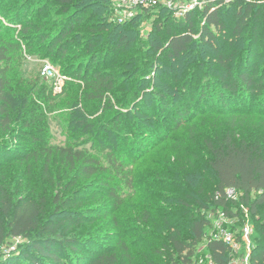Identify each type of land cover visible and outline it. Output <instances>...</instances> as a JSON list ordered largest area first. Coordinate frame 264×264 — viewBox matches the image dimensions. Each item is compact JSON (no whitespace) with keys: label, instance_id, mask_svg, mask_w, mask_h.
<instances>
[{"label":"trees","instance_id":"1","mask_svg":"<svg viewBox=\"0 0 264 264\" xmlns=\"http://www.w3.org/2000/svg\"><path fill=\"white\" fill-rule=\"evenodd\" d=\"M105 1L55 0L51 2V5H57L52 8L54 16H46L36 23L26 21L22 29L25 34L30 29L35 30L40 42L48 41L49 50L56 47L55 55L63 65H54L69 78L59 94H54L51 83L41 78L50 87L43 84L38 93L39 96L46 94V99H55L61 94L66 98L64 106L67 113L63 114L61 123L69 139L63 146L49 148L47 154L51 155V150H54V155L57 154L77 174L74 180L68 181V185L60 187L50 205L43 198L26 195L17 197L15 192L0 189V246L8 238L25 237L38 230L43 233L34 244V252L41 260L27 251L22 254V259L29 264H69L71 260L68 261L54 247L60 240L58 230L63 225L71 227L85 219L82 216L60 218L70 207L73 213V206L80 203L69 202L71 193L76 189L70 193L68 190L79 178H91L108 171L111 178L108 182L104 181L103 186L116 200L115 204L119 203L125 195L124 189L133 188L130 170H125L130 166V158L125 151L112 147L120 143L125 145L132 131L139 128L148 129L149 126L160 131L171 130L167 124L169 120L174 128L183 124L190 125L191 129L197 131L195 135L200 133L202 136L204 152L209 155L207 165L216 178L213 196L216 207L227 211L229 203H236L228 195V190L241 193L239 204L247 206L252 214L257 212L258 207L264 206V64L260 71L252 67L251 49L256 40L255 29L241 36L251 11L250 3L246 0H233L239 2L238 11L233 17L230 32L224 37L226 24L209 2H205L200 9L193 8L182 14L177 24L184 29L176 33L170 29L171 26H166L168 19H173L174 10L160 5L141 8L144 15L137 14L124 23H117L111 18L113 23L106 21L108 19L103 16L107 9L113 11V6ZM152 9L166 13V16L163 18V26L159 28V24H155V30L144 40L139 37L138 28L143 17L148 18ZM198 10L203 23L195 35L192 15ZM81 29L83 32L80 33ZM169 29L170 34L161 43V31ZM212 29L219 31L231 47L234 43L229 51L223 52L214 44L217 37ZM72 44L76 47V57L84 56L70 65L67 63L77 59L75 56H66ZM211 51L215 53L212 58L214 66H211ZM2 60L7 64L0 66V131L23 128L21 134L33 135L35 131L31 126H40L36 123L38 114L35 104L29 105V99L20 97L17 90L12 88L7 51L0 46ZM70 68H73V72L69 74ZM211 69H214L213 75L220 87L212 101L211 95L203 91V88L211 85ZM153 72L154 75L150 76ZM70 81L73 83L67 86ZM201 82L204 85L200 86ZM242 93L254 96L255 99L261 96L257 106L250 109L229 108L230 104L236 102L234 97ZM208 103L213 104V107H209ZM220 108L222 112L217 111ZM11 111L16 112L15 120L19 119L18 128L15 129L11 128ZM214 113L216 117H231V125L220 135L211 133V125L216 120L211 118ZM250 115L259 117V120H254L258 125L253 126L256 128L254 131L242 134L236 127L249 121ZM196 117H199L197 121ZM202 126H208L209 130L198 131ZM37 134L31 138L35 142L43 136L42 130ZM84 136H87L86 140L75 144V140ZM18 137L14 136L13 140ZM141 140V137H135L131 142L136 144ZM85 141L97 145L107 166H103L99 157L82 147ZM0 145L5 146L3 143ZM60 176L64 177L62 174ZM115 178L119 180L118 186L109 187L110 181ZM51 208L53 211L49 213ZM48 217L52 220L41 226L43 219ZM182 223L190 232L188 239L182 237ZM207 225L208 220L201 216L176 224V227L165 223L168 245L179 258L180 264H190L197 255L204 254H208L215 264H230L232 249L222 239L209 238L205 243L202 242ZM260 226L258 236L255 237L259 243L251 250L249 264H264V222ZM69 242L73 243V240ZM66 245L59 244L58 248H67ZM69 249L73 250L70 246ZM116 260L115 255L110 254L98 257L93 264H115ZM0 264L7 263L0 261Z\"/></svg>","mask_w":264,"mask_h":264},{"label":"rangeland","instance_id":"2","mask_svg":"<svg viewBox=\"0 0 264 264\" xmlns=\"http://www.w3.org/2000/svg\"><path fill=\"white\" fill-rule=\"evenodd\" d=\"M54 1L0 0V46L7 51L12 88L17 90L20 97L28 98L29 105L35 104L38 114L36 123L40 124L38 128L35 124L31 126L35 134H21L23 128L15 129L18 128L19 119L15 120L16 112L11 111V119H13L11 128L15 130L0 131V144H5L3 147L0 145L2 148L0 151V189L6 188L10 192H15L14 195L17 197L26 195L32 198H43L47 205H50L55 193L61 189L60 187L68 185V181L74 180L77 176L74 170L65 165L57 154L54 155V150H51V155L47 154L49 148L63 146L69 139L61 123L63 114L67 113L66 106H64L66 98L61 94L55 99H46V94L39 96L38 93L43 84L47 88L50 87V84L45 83L40 77L42 63L47 60L60 67L62 62L55 55L56 47L49 50L48 41L40 42L35 30L30 29L28 34H25L22 29L26 21L36 23L46 16H54L52 8L57 6L56 4L51 5ZM173 1L179 5H189L192 1L196 4L193 8L197 9L202 8L205 2L211 3V7L218 10L222 21L226 24L224 37L227 36V32H230L239 3L233 0ZM246 1L250 3L251 11L247 16L241 36L244 37L252 32V28L255 29L256 40L251 49L252 67L260 71L264 64V0ZM105 2L113 6V11L107 9L103 13V16L108 19L106 21L115 20L117 23H124L137 14H145L141 13V8L138 7L118 6L110 0ZM22 10L24 13L21 14ZM157 11L152 9L148 18L143 17L138 28L139 37L144 40H147V35L155 30V24H159V28L163 26L166 13ZM174 12L173 19L170 17L166 26H171L170 29L177 33L184 28L178 26L179 17ZM192 18L196 35L203 23L199 10L194 12ZM170 29L165 32L161 31V43L170 34ZM212 30L217 37L214 44L218 45L223 52L229 51L234 43L231 47L225 38L220 36L219 31ZM81 32L83 29L80 30ZM75 51L76 47L72 44L66 56L76 57ZM214 54V52L211 53V66H214L212 63ZM82 56L77 55L73 63L67 64H75ZM5 63V60L0 61V66H4ZM61 69L63 70V67ZM213 70L211 69L209 76L211 78L210 87L203 88L204 92L211 95V101L215 99L217 91L220 90ZM68 71L69 74L72 73L73 68ZM153 75L154 72L150 74V76ZM72 83L73 81H70L67 86ZM202 85H204L203 82L200 86ZM262 93L264 96V91ZM242 94L234 97L233 100L236 102L230 104L229 108H255L261 98L259 96L255 99L249 94ZM147 104H149V99H147ZM208 104H210L209 107H213V104ZM217 111L222 112V108ZM216 116L215 113L211 115V118H216L211 125V133L220 135L227 126L231 125L232 121L228 115ZM198 119L199 117H196L195 120ZM254 120H259V117L250 115L249 121H244L236 127V130L242 134L254 131L256 128L253 126L258 125V122ZM170 122L171 120L167 124L171 126L168 127L171 130L160 131L149 126L148 129L139 128L132 131L125 145L120 143L112 147L115 150L125 151L126 156L130 158V166L125 170H130L133 188L124 189L125 195L121 197L119 203L115 204L116 200L103 186L104 181L108 182L111 178L108 171L91 178H79L68 190L70 193L74 188L76 189L71 193L69 202L80 203L73 206V213L70 207V210H66L60 218L82 216L85 219L84 222L71 227L63 225L58 230L60 240L54 247L68 261L71 260L69 264H93L98 257L110 254L115 255L117 259L115 264H180L179 258L172 253L168 245V231L167 228L165 229V223L176 227V224L189 222L192 217L197 216L208 220V225L204 228L203 243L209 238L220 239L226 233H231L237 239L236 250L229 255L230 262L244 261L249 257L252 248L259 243L255 237L258 236L260 224L264 222V206L258 207L257 212L252 214L247 206L239 204L242 194L235 192L230 194V198L236 203H229L227 211L216 207L213 200L216 178L207 165L209 155L204 152L202 136L200 133L195 135L197 131L191 129L190 125L183 124L174 128V124ZM224 123L227 124L224 125ZM214 124H216L215 127H213ZM204 129L209 130V127L202 126L197 130L202 132ZM39 130H42L43 136L40 137V141L35 142L31 138L38 136ZM14 136L19 137L14 141ZM135 137L138 139L141 137L142 140L134 144L131 140ZM86 138L87 136L80 137L74 142L76 144ZM96 146L85 141L82 147L99 157L103 166H107L102 152ZM47 174H50V177H47ZM60 174L64 177L62 178ZM62 181H64L63 184ZM118 184L119 180L115 178L110 181L109 187L118 186ZM52 211L53 208L48 212ZM49 218L43 219L41 226L52 220ZM245 225L250 228V235L247 241H242L240 240L241 232ZM180 231L182 237L188 239L190 232L184 223ZM42 234V231L38 230L25 237L8 238L0 246V261L7 264H29L28 261L22 259L25 251L41 260L34 252V244L42 237ZM70 239L73 243L69 242ZM64 243L68 247L59 249V244ZM69 246L73 250L69 249Z\"/></svg>","mask_w":264,"mask_h":264},{"label":"built area","instance_id":"3","mask_svg":"<svg viewBox=\"0 0 264 264\" xmlns=\"http://www.w3.org/2000/svg\"><path fill=\"white\" fill-rule=\"evenodd\" d=\"M112 3L118 6L129 5L130 7H138V8H150L154 6H158L162 3V6L167 7L169 9L174 10V14L178 17H181L187 10L192 9L196 4L194 2H190L189 5L177 4L173 0H110ZM41 78L49 81L52 85V90L54 94H59L62 91V88L69 78L61 73L60 68L49 61H44L41 65L40 69ZM230 196L231 193H235L232 190L227 191ZM250 235V228L245 225L241 232V240L247 241ZM220 239L228 246L231 247L232 252H235L236 247L238 245V241L233 237L231 233L224 234ZM200 248L199 250H201ZM190 264H215L211 257L208 254L197 255L193 262ZM230 264H249V257H247L244 261H240L238 263H234L233 261Z\"/></svg>","mask_w":264,"mask_h":264}]
</instances>
